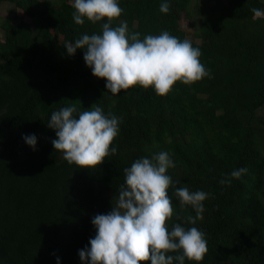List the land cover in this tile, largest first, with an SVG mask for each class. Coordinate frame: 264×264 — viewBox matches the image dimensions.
<instances>
[{"label": "trees", "instance_id": "1", "mask_svg": "<svg viewBox=\"0 0 264 264\" xmlns=\"http://www.w3.org/2000/svg\"><path fill=\"white\" fill-rule=\"evenodd\" d=\"M5 1L29 22L0 19V264H86L79 252L96 234L92 218L112 210L126 187L124 169L161 151L175 165L166 173L175 209L167 226L205 234L208 251L198 264H264V17L252 12L264 11V0H118L123 12L113 27L126 22L141 40L167 31L201 51L210 75L176 82L165 96L140 85L113 95L92 75L85 50L67 54V43L102 34L106 19L77 25L72 0L0 6ZM94 104L119 120L110 145L117 151L81 169L53 148L56 133L47 124L54 111L74 106L78 118ZM30 135L35 150L24 140ZM240 168L247 173L220 184ZM185 186L209 194L195 225L182 222L196 213L181 210L174 195Z\"/></svg>", "mask_w": 264, "mask_h": 264}, {"label": "clouds", "instance_id": "2", "mask_svg": "<svg viewBox=\"0 0 264 264\" xmlns=\"http://www.w3.org/2000/svg\"><path fill=\"white\" fill-rule=\"evenodd\" d=\"M73 19L83 25L84 19L92 23L104 21L102 34H84L74 44L67 43V54L77 49L84 51V61L92 75L106 81V89L113 95L133 86L153 88L159 96L167 95L176 82L190 85L209 76L200 62L201 51L190 41H181L167 31L159 35H147L143 40L139 33L130 34L128 25L121 21L117 27L112 21L118 19L123 9L118 0H73ZM160 12L167 14L169 4L162 3ZM254 18L264 17V11L253 8ZM74 106L62 108L51 114L47 126L54 129L56 139L53 148L63 154L69 164L81 169L96 168L107 156L115 155L110 145L118 135L119 120L106 116L94 104L77 116ZM28 146L35 150V135L25 136ZM175 167L165 151L154 154L151 159H137L124 169L125 186L112 200V210L92 218L96 234L89 240L90 247L79 252L86 264H185V259L200 262L208 251L205 234L197 227L185 228L176 223L171 229L167 221L175 209L169 196L172 184L167 175ZM247 168L233 170L229 179L220 184H230L240 179ZM174 195L179 199L181 210L191 206L196 215L182 218L183 223L195 225L203 219V202L208 199L204 191H190L179 187ZM177 219L181 217L177 216ZM174 253L175 255H170Z\"/></svg>", "mask_w": 264, "mask_h": 264}, {"label": "rangeland", "instance_id": "3", "mask_svg": "<svg viewBox=\"0 0 264 264\" xmlns=\"http://www.w3.org/2000/svg\"><path fill=\"white\" fill-rule=\"evenodd\" d=\"M70 3L73 5V0ZM13 9H14V7H13V5L11 3L7 2V1L3 2L2 5L0 6V19L4 20L8 16L12 17L13 15H15L16 17L21 18L23 21L29 22L28 18H26L21 13V11L15 10V12H13ZM179 25L184 31H189V33L192 32L191 29L188 28L189 24H188V20L187 19L182 18L179 21ZM1 35H2V32L0 30V36ZM188 36H189L190 39H193L190 34H188ZM195 42H197V40H195Z\"/></svg>", "mask_w": 264, "mask_h": 264}]
</instances>
